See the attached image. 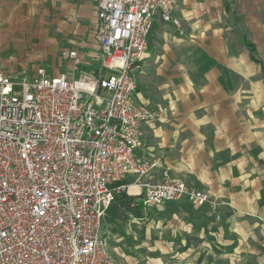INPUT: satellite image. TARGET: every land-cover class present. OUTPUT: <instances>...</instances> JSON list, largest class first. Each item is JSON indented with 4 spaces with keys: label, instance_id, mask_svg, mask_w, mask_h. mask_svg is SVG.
Returning <instances> with one entry per match:
<instances>
[{
    "label": "built area",
    "instance_id": "1",
    "mask_svg": "<svg viewBox=\"0 0 264 264\" xmlns=\"http://www.w3.org/2000/svg\"><path fill=\"white\" fill-rule=\"evenodd\" d=\"M177 7L178 0H97L105 73L92 77L44 68L14 76L0 58V264H118L104 223L122 191L137 189L143 206L186 199L216 210L207 189L166 171L151 180L160 158L137 153L142 126L166 115L137 100V64L155 16L179 26ZM69 55L79 61L76 51Z\"/></svg>",
    "mask_w": 264,
    "mask_h": 264
},
{
    "label": "crops",
    "instance_id": "2",
    "mask_svg": "<svg viewBox=\"0 0 264 264\" xmlns=\"http://www.w3.org/2000/svg\"><path fill=\"white\" fill-rule=\"evenodd\" d=\"M228 1L178 0L179 26L155 16L147 55L137 64L135 95L151 107L163 106L166 115L154 127L142 126L137 153L160 158L151 180H163L166 171L209 190L219 202L222 222L213 231L226 233L221 243L237 261L242 253L264 264V80L255 78L261 65L243 36L250 39L232 32ZM8 21L27 33L29 22L43 25L51 76L104 72L97 0H0V23ZM6 40L0 37L1 47ZM133 180L129 175L123 182Z\"/></svg>",
    "mask_w": 264,
    "mask_h": 264
},
{
    "label": "rangeland",
    "instance_id": "3",
    "mask_svg": "<svg viewBox=\"0 0 264 264\" xmlns=\"http://www.w3.org/2000/svg\"><path fill=\"white\" fill-rule=\"evenodd\" d=\"M228 4V20L232 32L238 35L240 40L241 35L246 34L250 41L256 43L255 55L261 61L258 64L262 70L264 0H229ZM22 26L9 21L0 23L1 40L8 39L5 47L2 46L4 51L0 46L3 69L14 76L23 73L35 74L39 68H44L48 73L53 57L47 51L51 42L45 41L40 33L43 25L31 21L25 26L29 31L31 29L35 38L31 37L29 31L27 33L20 30ZM4 52L6 55H1ZM261 70L255 78L264 80V72ZM131 194L139 193L137 189H131ZM166 206L164 203L147 209L142 208V219H134L129 213L123 212L114 222L108 218V214L106 215L104 238L118 264H258L256 256H244L242 253L239 261L233 259L229 248L221 243L226 233L220 235L213 231L222 222V219L216 218L219 205L216 210L211 207H193L192 220L190 215L184 212L170 215V209ZM193 224H204L205 229Z\"/></svg>",
    "mask_w": 264,
    "mask_h": 264
},
{
    "label": "trees",
    "instance_id": "4",
    "mask_svg": "<svg viewBox=\"0 0 264 264\" xmlns=\"http://www.w3.org/2000/svg\"><path fill=\"white\" fill-rule=\"evenodd\" d=\"M244 43L248 46L251 51V56L254 62L261 63V61L256 57L255 51L256 46L253 42L249 41L246 36H243ZM262 70L264 72V64H262ZM141 196H134L130 193L125 191L119 192L115 195L113 202L111 203L110 207L107 210L108 218L112 221H117L123 212L132 213L138 217L143 216L142 208L143 204L140 201ZM168 207L171 211H185L190 218L193 213V205L186 199H182L179 201H170L167 203ZM205 207V206H204ZM191 218V220H192ZM195 227L201 226L197 224H193ZM204 225V224H203Z\"/></svg>",
    "mask_w": 264,
    "mask_h": 264
}]
</instances>
